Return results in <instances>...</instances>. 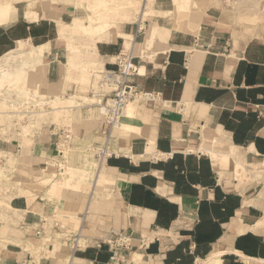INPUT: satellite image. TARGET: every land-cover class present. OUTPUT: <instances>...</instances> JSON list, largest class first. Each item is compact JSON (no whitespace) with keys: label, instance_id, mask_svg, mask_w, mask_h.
Masks as SVG:
<instances>
[{"label":"crops","instance_id":"0c3cea01","mask_svg":"<svg viewBox=\"0 0 264 264\" xmlns=\"http://www.w3.org/2000/svg\"><path fill=\"white\" fill-rule=\"evenodd\" d=\"M128 1L139 5H120ZM0 2V59L21 43L45 45L43 91H81L68 81L69 55L81 68L109 70L120 50H131L134 82L157 93L131 101L115 126L83 106L70 109L69 125L39 121L26 139L0 130V264H211L216 255L217 264H247L240 254L264 261V186L244 179L264 178V40L245 36L207 1L178 10L173 0H94L110 24L91 34L71 33L85 24V3ZM63 133L81 161L86 153L98 163L89 191L57 190L81 184L89 168H61L59 186L40 177L61 156ZM8 158L12 168L3 169ZM35 179L51 183L38 189ZM58 211L77 213V229ZM77 231L73 252L66 236ZM118 238L131 249L115 251ZM41 242L36 260L27 246Z\"/></svg>","mask_w":264,"mask_h":264},{"label":"rangeland","instance_id":"374dc122","mask_svg":"<svg viewBox=\"0 0 264 264\" xmlns=\"http://www.w3.org/2000/svg\"><path fill=\"white\" fill-rule=\"evenodd\" d=\"M75 1L80 6L84 3L87 4V8L90 11L86 14V18H80V22L85 24L76 26L73 30H71V33H98L109 26L110 23L106 20L107 16L99 13V11L104 12V7L97 8V6L93 3L94 0ZM114 1L115 0H112L111 3H108L110 5L108 7H113L115 4ZM191 1H193V4L197 7L200 6L201 1H207V6L212 5L219 10L225 19L232 22L233 25L236 28H239L245 36L247 35L249 38L264 40V0H173V3L176 9L183 10L186 6H188V4L192 3ZM2 3L0 2V4ZM202 4H204V2ZM120 5L137 8L139 3L128 1L120 3ZM66 33L68 34L66 27L64 26L60 35L67 38V46L71 52H74L75 50L73 49H75V47L71 46L70 36L66 37ZM24 45L25 44L18 46L17 50L12 51L0 59V93L3 95L0 98L1 131L13 133L15 135L18 134L26 139L30 137L31 129L37 125L36 123H39V121H47L48 119L53 118L56 123L69 125L67 122L68 120L66 119H68L71 114L70 109H79L80 107L87 106L94 108L99 114V106L96 104L93 93L101 91L102 89H107L105 86L100 85L102 76L101 73H99V70H103L102 68L97 67L96 65L81 68L80 66H77V63H75L73 58L69 55L67 62L69 68H67L68 81L73 83L76 89V85H79V89L81 91L72 92L73 95H70L71 93H68L67 95L62 93V95H60L58 93L45 92L41 89L43 85L42 80H40L45 74L41 61L44 55L45 45L37 48H34L33 46L26 47ZM28 69L31 71L35 70V80H30V78L27 80ZM71 73H73V76L75 75L72 78L70 77ZM81 74L84 75L85 78H81ZM70 83L69 88L72 85ZM62 91L64 92V89H62ZM49 99H53V101L50 102ZM65 100L68 101L65 102ZM132 104L134 106L137 102H132ZM65 105L67 106L65 109L58 108ZM67 135L68 133H63L59 139V151L61 156L58 157L56 162L48 163L47 168L42 172L40 177L50 178V180L56 179L53 185L59 186L61 183L58 182L57 178L64 179L66 176L61 175V168H89V172L86 173V177L78 186L66 187L62 185L57 188L58 191L64 188H71L73 191H89L92 187V179H94L98 163L94 157H92V154L87 156L86 153L83 154V161H81V149L72 147L76 143V140L74 139H72L73 143L69 145V138ZM2 158L3 157L0 154V159ZM88 158L91 160L90 163H88ZM12 162L11 158H8L7 165H3V169L7 167L11 169ZM1 165L2 163L0 162V169ZM3 176V172H1L0 180ZM245 178L246 181H251L250 184H258L259 182L261 186H264V178L258 180V178L254 177L251 179L250 175L244 174V179ZM35 183L36 185L34 187L43 189L44 187H48L51 182L42 184L41 179H35ZM85 183L90 186L84 187ZM58 212L68 216L67 220L63 218L61 219L63 224L69 222L73 225L74 229H77V225L79 224V220L75 218L77 213H68L63 211ZM58 237H63V235H58ZM42 242L32 245L29 244L27 248L32 253L37 252L39 251L38 248L42 245ZM44 242L46 241L44 240ZM121 249L130 250L131 245L127 247L117 246L114 250L120 252ZM133 257H135L134 261L138 262L140 254L134 253ZM38 259L39 252L36 253V260ZM66 261H59L57 264H66Z\"/></svg>","mask_w":264,"mask_h":264},{"label":"built area","instance_id":"2783aa9c","mask_svg":"<svg viewBox=\"0 0 264 264\" xmlns=\"http://www.w3.org/2000/svg\"><path fill=\"white\" fill-rule=\"evenodd\" d=\"M131 50H120L115 56V69L102 70L101 86L107 89L94 92L96 104L99 106L100 114L110 126H115L124 114L128 103L133 100L155 99L157 93L142 90L134 82L133 77L139 75V68L133 61ZM0 93V98L2 97ZM80 232H71L66 236L70 248L74 252L81 247L79 242ZM121 242V243H120ZM126 238L115 239L112 246H129ZM66 264H70L66 261Z\"/></svg>","mask_w":264,"mask_h":264},{"label":"bare ground","instance_id":"6f19581e","mask_svg":"<svg viewBox=\"0 0 264 264\" xmlns=\"http://www.w3.org/2000/svg\"><path fill=\"white\" fill-rule=\"evenodd\" d=\"M179 22V21H178ZM251 22V21H250ZM181 24V23H180ZM64 26H61L60 27V29H59V33L61 34L62 33V28H63ZM246 27V26H245ZM189 28V27H188ZM189 29H191V28H189ZM21 45H23L22 43L20 44V46ZM131 107H132V103H128L127 104V106H126V111H129L130 109H131ZM71 253V252H70ZM72 256V255H71ZM217 256V255H216ZM216 256H214V258H212V259H208V260H210V263L211 264H217V261H218V258L216 257ZM240 257L243 259V261L245 262V263H247V264H258V263H264V261H259V260H255V259H251V258H249V257H246V256H244V255H242V254H240ZM133 258H135V257H133ZM135 260V259H134Z\"/></svg>","mask_w":264,"mask_h":264}]
</instances>
